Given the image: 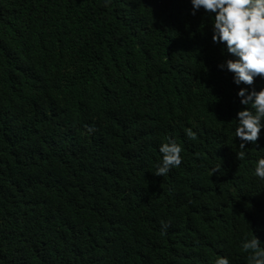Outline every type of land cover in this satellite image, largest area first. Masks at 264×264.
Here are the masks:
<instances>
[{
    "label": "trees",
    "instance_id": "16d2710c",
    "mask_svg": "<svg viewBox=\"0 0 264 264\" xmlns=\"http://www.w3.org/2000/svg\"><path fill=\"white\" fill-rule=\"evenodd\" d=\"M189 13L188 0H0V264H247L241 241L264 244V129L236 158L246 106L216 67L232 57ZM93 93L118 108L90 125L66 115ZM169 137L182 163L155 176Z\"/></svg>",
    "mask_w": 264,
    "mask_h": 264
},
{
    "label": "clouds",
    "instance_id": "9594fccd",
    "mask_svg": "<svg viewBox=\"0 0 264 264\" xmlns=\"http://www.w3.org/2000/svg\"><path fill=\"white\" fill-rule=\"evenodd\" d=\"M105 6L110 0H104ZM190 15L203 12L208 18L210 39L212 44L221 46V55L229 54L231 59H223L216 65L220 71L231 74L232 83L238 87L236 96L239 103L246 106L235 113V127L232 131L238 138L236 158L245 159V144H256L264 129V87L259 91L252 89L254 79H264V0H188ZM244 85L247 87H239ZM119 101L103 99L93 93L89 99L81 100L77 105L66 111V115L81 113L90 125L98 118H106L118 108ZM182 106V105H181ZM184 119L194 122V114L182 106ZM65 115V116H66ZM89 131H92L89 128ZM190 139L196 138L191 128L185 130ZM160 161L155 167V176L163 177L173 168L182 163V148L172 138L158 147ZM117 162L111 159V164ZM220 168L210 169L211 175ZM252 174L264 181V156H259L253 162ZM162 231L168 225L162 222ZM240 249L246 253L247 264H264V244L253 234L240 243ZM213 264H230L227 256H217Z\"/></svg>",
    "mask_w": 264,
    "mask_h": 264
}]
</instances>
